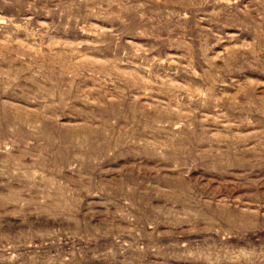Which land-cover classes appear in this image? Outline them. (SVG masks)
<instances>
[{
  "label": "rangeland",
  "instance_id": "374dc122",
  "mask_svg": "<svg viewBox=\"0 0 264 264\" xmlns=\"http://www.w3.org/2000/svg\"><path fill=\"white\" fill-rule=\"evenodd\" d=\"M0 264H264V0H0Z\"/></svg>",
  "mask_w": 264,
  "mask_h": 264
}]
</instances>
